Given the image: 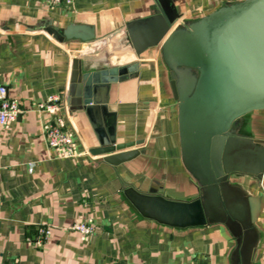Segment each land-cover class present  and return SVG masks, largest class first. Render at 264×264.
<instances>
[{
    "label": "crops",
    "instance_id": "0c3cea01",
    "mask_svg": "<svg viewBox=\"0 0 264 264\" xmlns=\"http://www.w3.org/2000/svg\"><path fill=\"white\" fill-rule=\"evenodd\" d=\"M171 1L188 25L245 0ZM155 14V0H73L52 10L43 0H0V87L23 111L0 127V264H232L236 242L223 224L174 226L143 215L127 197L188 203L200 195L182 162L177 103L159 47L137 56L126 80L78 85L82 42L50 34L83 26L98 40ZM130 49L122 33L100 55ZM52 96L66 106L78 152L132 142L140 154L117 166L101 156L56 158L41 134L51 118L36 107ZM236 132L263 143L264 110L242 117ZM230 183L259 200L251 264H264V177L234 175ZM80 215L95 228L86 242L69 230ZM42 223L54 229L37 248L32 240Z\"/></svg>",
    "mask_w": 264,
    "mask_h": 264
},
{
    "label": "water",
    "instance_id": "95a60500",
    "mask_svg": "<svg viewBox=\"0 0 264 264\" xmlns=\"http://www.w3.org/2000/svg\"><path fill=\"white\" fill-rule=\"evenodd\" d=\"M155 2L157 14L133 20L124 31L98 40L83 26L50 34L59 42H82L74 68L78 85L126 80L137 71V56L159 47L177 103L182 162L199 185L200 195L188 203L127 197L143 215L170 220L174 226L223 224L236 242L232 264H251L260 204L231 184L230 178L248 175L262 181L264 177V142L236 132L242 117L264 110V0L227 5L188 25L178 23L180 16L171 0ZM122 33L131 49L101 57ZM136 145L101 146L88 153L117 166L140 154L132 150Z\"/></svg>",
    "mask_w": 264,
    "mask_h": 264
},
{
    "label": "built area",
    "instance_id": "2783aa9c",
    "mask_svg": "<svg viewBox=\"0 0 264 264\" xmlns=\"http://www.w3.org/2000/svg\"><path fill=\"white\" fill-rule=\"evenodd\" d=\"M73 0H43L45 6L52 10L61 6L69 7ZM182 22L180 17L178 23ZM177 23V24H178ZM37 111L50 116V121L42 125L41 134L46 142L47 148L51 150L58 159L76 160L83 156H92L88 151L78 152L75 138H79L78 132L69 116L65 104H62L60 98L52 96L45 102L39 103ZM20 104L13 99L8 98L5 87H0V127L6 128L14 123L21 115ZM32 169H30L31 171ZM54 226L42 223L36 226V236L32 244L41 248L50 238ZM69 230L78 234L82 242H86L94 233L93 220L83 215L77 216L71 224Z\"/></svg>",
    "mask_w": 264,
    "mask_h": 264
},
{
    "label": "rangeland",
    "instance_id": "374dc122",
    "mask_svg": "<svg viewBox=\"0 0 264 264\" xmlns=\"http://www.w3.org/2000/svg\"><path fill=\"white\" fill-rule=\"evenodd\" d=\"M263 180V179H262Z\"/></svg>",
    "mask_w": 264,
    "mask_h": 264
}]
</instances>
